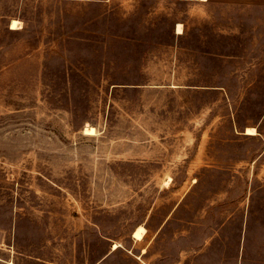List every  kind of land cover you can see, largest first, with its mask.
<instances>
[{"label": "rangeland", "instance_id": "obj_1", "mask_svg": "<svg viewBox=\"0 0 264 264\" xmlns=\"http://www.w3.org/2000/svg\"><path fill=\"white\" fill-rule=\"evenodd\" d=\"M0 264H264V6L0 0Z\"/></svg>", "mask_w": 264, "mask_h": 264}, {"label": "bare ground", "instance_id": "obj_2", "mask_svg": "<svg viewBox=\"0 0 264 264\" xmlns=\"http://www.w3.org/2000/svg\"><path fill=\"white\" fill-rule=\"evenodd\" d=\"M19 24L20 22L16 19H13L12 23H11V28L12 29H16V28H19ZM178 30H181V24L178 25ZM94 130L95 128L93 126H87L86 127V130H85V133H88V134H93L94 133ZM246 133L248 134H255L256 131H255V128L253 127H248L247 128V131ZM144 232H145V228L142 226V225H139L134 233H133V236L137 239H142L143 236H144ZM118 246V243L117 244H114V248H116Z\"/></svg>", "mask_w": 264, "mask_h": 264}, {"label": "crops", "instance_id": "obj_3", "mask_svg": "<svg viewBox=\"0 0 264 264\" xmlns=\"http://www.w3.org/2000/svg\"><path fill=\"white\" fill-rule=\"evenodd\" d=\"M213 2L223 4V5H252V6H264V0H211ZM181 23L177 24L178 25ZM178 33L182 32V24H181V30H178Z\"/></svg>", "mask_w": 264, "mask_h": 264}, {"label": "clouds", "instance_id": "obj_4", "mask_svg": "<svg viewBox=\"0 0 264 264\" xmlns=\"http://www.w3.org/2000/svg\"><path fill=\"white\" fill-rule=\"evenodd\" d=\"M97 2H99V0H97Z\"/></svg>", "mask_w": 264, "mask_h": 264}]
</instances>
